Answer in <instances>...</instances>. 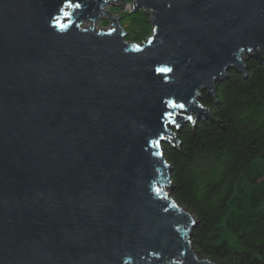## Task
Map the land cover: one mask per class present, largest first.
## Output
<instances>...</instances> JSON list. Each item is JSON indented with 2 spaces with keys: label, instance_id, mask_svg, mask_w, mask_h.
Wrapping results in <instances>:
<instances>
[{
  "label": "water",
  "instance_id": "95a60500",
  "mask_svg": "<svg viewBox=\"0 0 264 264\" xmlns=\"http://www.w3.org/2000/svg\"><path fill=\"white\" fill-rule=\"evenodd\" d=\"M117 1L152 17L143 44L111 0H0V264H217L194 251L162 145L262 62L264 0ZM100 19L113 28H83Z\"/></svg>",
  "mask_w": 264,
  "mask_h": 264
},
{
  "label": "trees",
  "instance_id": "16d2710c",
  "mask_svg": "<svg viewBox=\"0 0 264 264\" xmlns=\"http://www.w3.org/2000/svg\"><path fill=\"white\" fill-rule=\"evenodd\" d=\"M262 56L245 61L246 78L230 69L216 97L203 91L210 117L174 129L176 142L162 145L170 196L195 220L194 251L217 264H264Z\"/></svg>",
  "mask_w": 264,
  "mask_h": 264
},
{
  "label": "rangeland",
  "instance_id": "374dc122",
  "mask_svg": "<svg viewBox=\"0 0 264 264\" xmlns=\"http://www.w3.org/2000/svg\"><path fill=\"white\" fill-rule=\"evenodd\" d=\"M124 1L129 4L132 3V0ZM111 3L107 4L104 8L109 13H113L110 16L111 18H119L118 22L126 33L125 40L133 44H143L152 35V17L142 9L134 12L131 5L126 6L124 9H121V6H113V4H121V1L111 0ZM89 26L94 27L95 31H107L113 28L111 19H100L95 24L86 22L83 28H89Z\"/></svg>",
  "mask_w": 264,
  "mask_h": 264
},
{
  "label": "snow or ice",
  "instance_id": "6c2138e0",
  "mask_svg": "<svg viewBox=\"0 0 264 264\" xmlns=\"http://www.w3.org/2000/svg\"><path fill=\"white\" fill-rule=\"evenodd\" d=\"M80 5L79 4H73L71 2V0H69V3H68V7H79ZM65 15H68V13H65ZM61 27H64V25H61ZM157 71L159 72H162V73H167V72H170L171 69L170 68H161V69H158ZM170 106H177V107H183V105H170ZM168 118H171L172 114L171 113H167L166 114ZM189 120H191L192 118L191 117H188Z\"/></svg>",
  "mask_w": 264,
  "mask_h": 264
}]
</instances>
